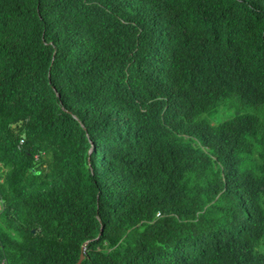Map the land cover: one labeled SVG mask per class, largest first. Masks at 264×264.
I'll return each mask as SVG.
<instances>
[{
  "label": "trees",
  "instance_id": "trees-1",
  "mask_svg": "<svg viewBox=\"0 0 264 264\" xmlns=\"http://www.w3.org/2000/svg\"><path fill=\"white\" fill-rule=\"evenodd\" d=\"M0 163V264H264V0H0Z\"/></svg>",
  "mask_w": 264,
  "mask_h": 264
},
{
  "label": "clouds",
  "instance_id": "clouds-1",
  "mask_svg": "<svg viewBox=\"0 0 264 264\" xmlns=\"http://www.w3.org/2000/svg\"><path fill=\"white\" fill-rule=\"evenodd\" d=\"M25 121H27V119H25ZM23 123H24V120L23 119H19L17 121L12 122L10 124V128H11V130L13 132L17 133L19 131V129L22 128ZM23 144H24V137L20 136L19 142H18V148H21ZM1 166H2V164L0 163V167ZM162 216H163L162 213L160 211H157L155 217L159 218V217H162ZM85 243L87 245L88 242H85ZM85 243L83 244L84 245V249H85V246H86ZM262 246L264 247V238L262 239L261 243L257 245V248H256V250L258 252H263L264 253V248ZM84 249H83V252H84ZM84 257H85V254H84Z\"/></svg>",
  "mask_w": 264,
  "mask_h": 264
},
{
  "label": "water",
  "instance_id": "water-1",
  "mask_svg": "<svg viewBox=\"0 0 264 264\" xmlns=\"http://www.w3.org/2000/svg\"><path fill=\"white\" fill-rule=\"evenodd\" d=\"M86 245V243H85ZM83 249H84V245L82 246V252L80 254V258L78 259L77 263L76 264H81L82 260L84 259V252H83Z\"/></svg>",
  "mask_w": 264,
  "mask_h": 264
},
{
  "label": "rangeland",
  "instance_id": "rangeland-1",
  "mask_svg": "<svg viewBox=\"0 0 264 264\" xmlns=\"http://www.w3.org/2000/svg\"><path fill=\"white\" fill-rule=\"evenodd\" d=\"M220 116H221V114H220ZM215 122V120H213V123ZM263 247V246H262ZM264 248V247H263Z\"/></svg>",
  "mask_w": 264,
  "mask_h": 264
}]
</instances>
